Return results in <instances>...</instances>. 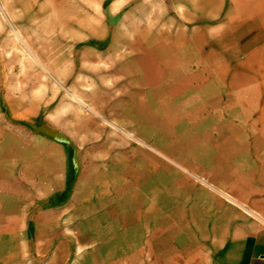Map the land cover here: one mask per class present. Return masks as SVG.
I'll list each match as a JSON object with an SVG mask.
<instances>
[{
  "label": "rangeland",
  "instance_id": "rangeland-1",
  "mask_svg": "<svg viewBox=\"0 0 264 264\" xmlns=\"http://www.w3.org/2000/svg\"><path fill=\"white\" fill-rule=\"evenodd\" d=\"M193 1L0 0V138L16 139L18 188L47 175L65 187L48 202L69 200L76 183L95 177L76 202L105 206L81 220L89 225L75 240L33 243L32 264H228L219 254L243 216L207 218L201 190L230 201L198 171L177 167L188 181L174 193L153 181L165 161L155 151L169 138H199L201 109L217 108L219 83L202 62L213 19ZM257 102L240 121L259 128L264 98ZM174 196L185 208H169ZM126 201L132 208L119 209ZM121 222L138 240H122Z\"/></svg>",
  "mask_w": 264,
  "mask_h": 264
},
{
  "label": "crops",
  "instance_id": "crops-1",
  "mask_svg": "<svg viewBox=\"0 0 264 264\" xmlns=\"http://www.w3.org/2000/svg\"><path fill=\"white\" fill-rule=\"evenodd\" d=\"M193 2L199 3L208 19H213L202 33L203 39L207 35L202 42V62L208 70L211 67L207 79L219 83L217 108L201 109L199 138H169L161 152L155 151L165 161H156L153 181L167 183L168 192L174 193L188 181L177 167L198 171L207 180L199 179L202 183L230 201L225 203L210 191L201 190L206 199L201 204L202 214L207 218L216 215L217 220H225L230 212L233 217L243 216L232 223L220 260L228 264H264V133H242L264 130V124L258 128L255 122L240 121L257 109V99L264 98V0ZM221 86L226 88L223 96ZM223 104L225 109L220 107ZM16 162V139L11 135L8 141L0 138V264H32L33 243L71 242L77 227L89 225L81 221L92 216L89 211L105 207L101 202H76L77 190L85 184H95V177L76 183L69 200L68 196L48 202L50 195H62L65 187H51L47 175L41 176L35 185L18 188ZM211 199L220 204L210 205ZM176 202V196L170 197L169 203L173 205L169 208H185L178 207ZM122 205L118 207L121 210L132 208L128 202ZM122 215L127 218L129 214ZM77 220L80 221L76 223ZM113 226L106 225V234ZM118 226L126 232L122 240H138L128 233L130 226L134 229L133 224L121 222Z\"/></svg>",
  "mask_w": 264,
  "mask_h": 264
}]
</instances>
